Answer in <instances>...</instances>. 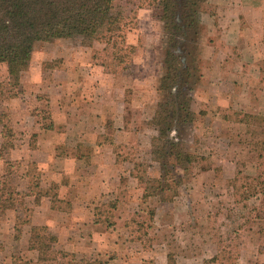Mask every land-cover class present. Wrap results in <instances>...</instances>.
Instances as JSON below:
<instances>
[{"label": "rangeland", "instance_id": "1", "mask_svg": "<svg viewBox=\"0 0 264 264\" xmlns=\"http://www.w3.org/2000/svg\"><path fill=\"white\" fill-rule=\"evenodd\" d=\"M213 2L205 0L203 14H218ZM157 5L158 0H116L122 32L135 48L132 75L103 73L97 65L102 44L86 48L78 39H68L34 45L17 97L0 104V114H6L0 123V264H8L14 255L33 260L26 240L42 227L49 234L51 257L66 250L90 264H170L168 256L172 264H204L212 258V264H264V89L256 81L251 92L229 90L230 73L209 67L212 49L205 48L214 43L200 23L196 41L188 44L200 83L191 93L193 122L181 136L191 163L186 172H174L183 184L173 202L161 203L151 193L159 176L151 151L160 143L154 140L151 118L165 114L164 96L157 91L166 46ZM227 63L228 59L222 61V71ZM6 78V68L0 65V81ZM209 80L219 81L216 88ZM92 87L98 88L95 94ZM61 99L74 108L70 121H56V127L64 131L78 117L98 116L101 125H88L87 132L96 136L91 145L118 154V164L126 173L134 168L137 178L126 174L118 181L112 175L113 163L105 159L108 170L101 196H95L96 183L88 195L89 189L72 178L71 188L62 190L78 208L54 218L43 208H32L33 200L15 188L25 179L35 185L40 177L36 163L49 160L45 151L32 154L41 141L31 133L32 117L38 122L42 117L44 126L50 125V106ZM101 127L105 139L95 133ZM66 169L75 172L72 162ZM43 176L47 185L50 173ZM62 176L61 172L55 180L62 181Z\"/></svg>", "mask_w": 264, "mask_h": 264}, {"label": "trees", "instance_id": "2", "mask_svg": "<svg viewBox=\"0 0 264 264\" xmlns=\"http://www.w3.org/2000/svg\"><path fill=\"white\" fill-rule=\"evenodd\" d=\"M204 2L158 0L156 6L159 9L156 19L162 25L166 44L163 74L157 87L158 93L164 96L165 114L153 116L151 120L156 129L154 140L160 141L151 151V160L159 171L151 193L161 203H171L178 195L183 183L174 172H186L192 159L181 143L183 129L193 122L191 93L199 83L191 63L193 49L189 52L188 44L196 41ZM121 23L116 0H0V65L5 66L7 73L6 80L0 81V104L17 97L20 75L29 68L38 42L78 39L86 48L102 44L97 65L103 73L132 75L135 48L126 42ZM3 117L6 114H0V123ZM28 250L34 253V262L14 255L8 264H90L64 250H58L51 257L45 227L28 240ZM214 259L204 264H212ZM170 261L168 256V263L172 264Z\"/></svg>", "mask_w": 264, "mask_h": 264}, {"label": "crops", "instance_id": "3", "mask_svg": "<svg viewBox=\"0 0 264 264\" xmlns=\"http://www.w3.org/2000/svg\"><path fill=\"white\" fill-rule=\"evenodd\" d=\"M213 5L218 6V14L204 13L200 21V25L207 26L209 35L212 37L211 40L214 43L210 46L206 45L205 48L212 49L211 59L209 58L208 60L211 63L209 67L211 66L217 73L223 72L227 75L230 73L231 77L227 81L230 91L235 92L238 89H242L246 92H251L255 88L256 81L257 87L264 89V83L261 86L259 84L260 76L264 70V0H215ZM225 9H227V12L230 11V14L228 13L230 16L225 13ZM224 59H228V66L222 71V61ZM238 60H242V62L238 63ZM200 80L202 81V79ZM208 83H212L211 87L216 88L219 81L209 80ZM97 90L98 88L92 87V94H95L94 92ZM49 91H54V88L51 87ZM248 96L249 94H247V100ZM123 103L124 100L120 101L121 105ZM51 106L49 110L50 125L48 127L44 126L42 117L38 122L36 116H34L32 117L34 123L31 122L33 123L31 133H37V138H40L41 141L43 139L48 140L45 141L46 143L37 140L36 149L32 154L39 155L42 154V151H45L48 153L49 160L46 163H36L40 177L35 185L31 186L27 182L28 179L21 180L23 177H20L21 185L16 186L15 190L24 192L27 196L26 198L33 200L32 208L35 210L43 208L48 214H54V218H57L61 214L71 215L74 209L78 208L73 201L66 199V192L63 193L64 190H62L65 189L66 191L71 188L69 187L71 185L69 181L72 178L76 180L80 187L89 189L88 195L91 192V185L96 183L97 187H99L95 194L97 198L103 193L102 187L105 184L103 176L108 170L105 163L106 160L109 164L113 163V169L116 173L112 175L118 181H121L126 174L131 178L136 176L133 174L134 168L126 173L125 167L118 164V154H115L112 150L102 152V146L98 144L95 146L91 145L92 137L96 138V136L93 134L94 132H87L88 125L93 122H99L98 125H101V118H98V116L78 117L72 128L62 131L56 127V121L62 119L70 121V118H72L70 109L74 108V105L71 101L61 99L60 101L53 100ZM75 108H78V106ZM92 131L95 130L92 128L90 132ZM95 133L100 135L101 138L104 136L103 139H105L106 133L102 127ZM85 148H87V153L83 152ZM91 148H94V151L97 150V153L93 154ZM92 156L95 157V162L92 160ZM67 162H72L76 175H74V171L70 174L66 169ZM45 172L47 174L50 173L49 177H51L47 185L43 182V179H45L43 174ZM61 172L63 174L62 178H60L62 181L57 182L55 179L58 175L61 177ZM54 175L56 176L54 177ZM61 192L64 196H60ZM61 205H67L68 207L67 209H62L60 208ZM26 244L28 250V240H26ZM32 261L35 260L33 259Z\"/></svg>", "mask_w": 264, "mask_h": 264}]
</instances>
